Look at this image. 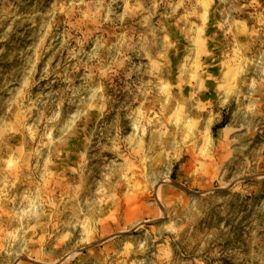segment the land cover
Returning <instances> with one entry per match:
<instances>
[{"label":"rangeland","instance_id":"374dc122","mask_svg":"<svg viewBox=\"0 0 264 264\" xmlns=\"http://www.w3.org/2000/svg\"><path fill=\"white\" fill-rule=\"evenodd\" d=\"M0 264H264V0H0Z\"/></svg>","mask_w":264,"mask_h":264}]
</instances>
